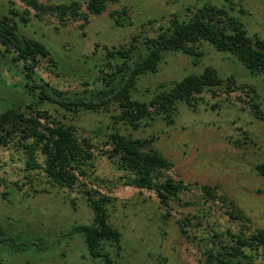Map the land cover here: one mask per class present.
<instances>
[{
	"label": "rangeland",
	"instance_id": "374dc122",
	"mask_svg": "<svg viewBox=\"0 0 264 264\" xmlns=\"http://www.w3.org/2000/svg\"><path fill=\"white\" fill-rule=\"evenodd\" d=\"M14 1L24 7L21 0ZM7 2L0 0V12L6 11ZM206 2L228 7L224 0H109L105 10L91 14L83 26L82 19L60 24L53 17H32L27 25L20 24V29L42 40L56 59L55 63L40 60L38 72L43 78L61 89L82 90L100 83L95 80L96 64L105 46L128 43L134 34H154L173 15L188 17ZM234 2L229 12L240 18L249 34L264 37V0ZM123 7L127 15L118 24L109 12ZM201 47L204 54L197 64L182 51H166L157 71L139 78L133 96L148 99L185 74L200 72L212 64L222 78L232 73L235 84L255 88L258 100L264 104V73H251L233 54L216 50L207 41ZM215 92L205 89L199 93L195 106L178 101L172 123L155 118L139 128L118 123L119 129L132 136L153 135L154 146L172 161L168 173L185 182L217 184L218 191L227 193L249 216L251 229L264 227V177L255 168L256 163L264 161V120L256 118L238 99V95L248 98L241 89L228 90L223 84ZM110 114L84 110L68 120L75 124L79 135H91L97 143L89 178L96 175L106 179L99 182L114 183L109 189L101 185V189L114 197L108 206L109 220L121 231V248L109 245L115 264H200L201 249L180 232L177 223L178 218L194 210L192 206L172 202L171 215L164 219L165 207L153 190L117 182L121 171L102 152L107 147L102 140L111 129ZM195 191L191 185L189 192ZM215 207L211 217L215 224L237 230L240 224L223 211L225 206L217 201ZM91 219V208L76 189L51 186L41 173L24 168L22 153L14 146L0 147V221L8 231L31 239H51L61 236L73 222ZM208 231L205 225L197 232ZM23 263L100 264L89 256L77 233L62 237L58 245L48 249L30 245L26 250H14L0 242V264Z\"/></svg>",
	"mask_w": 264,
	"mask_h": 264
},
{
	"label": "trees",
	"instance_id": "16d2710c",
	"mask_svg": "<svg viewBox=\"0 0 264 264\" xmlns=\"http://www.w3.org/2000/svg\"><path fill=\"white\" fill-rule=\"evenodd\" d=\"M21 1L24 7L8 0L6 11L0 12V147L14 146L22 153L24 168L41 173L51 186L76 189L91 208L92 219L73 222L61 236L51 239L12 233L0 221V242L14 250H26L30 245L48 249L58 245L62 237L77 233L90 257L100 264H115L109 245L121 248V231L109 220L108 206L114 197L101 189V185L109 189L114 183L99 182L106 179L96 175L89 178L97 143L91 135H79L68 120L84 110L111 111V129L102 140L107 146L102 152L121 171L117 182L153 190L165 207L164 219L171 215L172 202L192 206L194 210L178 218L177 223L180 232L201 249L200 264H264V227L251 229L249 216L227 193L219 192L217 184L185 182L168 173L172 161L154 146L153 135L132 136L118 126L122 123L139 128L155 118L172 123L178 101L195 106L199 93L205 89L216 93L215 88L223 84L228 90L245 92L248 98L238 95V99L256 118L264 120V104L258 100L256 89L235 84L232 73L222 78L212 64L185 74L148 99L133 96L139 78L156 72L166 51H182L197 64L204 54L203 41L233 54L251 73H264V37L249 34L240 18L229 12L234 9V0H224L228 7L206 2L188 17L173 15L154 34H134L128 43L105 46L96 64L95 80L100 83L73 91L61 89L39 74L41 59L52 63L56 59L42 40L27 35L20 24L27 25L32 17H53L60 24L82 19L83 26L91 14L103 12L109 0ZM109 13L121 24L127 9ZM255 168L264 177V161ZM191 185L195 192H189ZM70 200L74 204V199ZM217 201L231 219L239 222L237 230L222 228L212 220ZM205 225L209 231L199 234L198 229Z\"/></svg>",
	"mask_w": 264,
	"mask_h": 264
}]
</instances>
